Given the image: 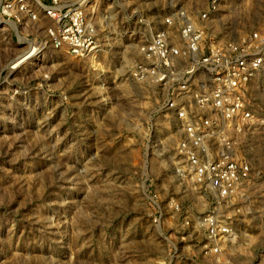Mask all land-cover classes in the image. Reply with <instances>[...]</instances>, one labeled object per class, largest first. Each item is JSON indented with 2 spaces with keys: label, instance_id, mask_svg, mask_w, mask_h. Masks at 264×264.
Instances as JSON below:
<instances>
[{
  "label": "rangeland",
  "instance_id": "rangeland-1",
  "mask_svg": "<svg viewBox=\"0 0 264 264\" xmlns=\"http://www.w3.org/2000/svg\"><path fill=\"white\" fill-rule=\"evenodd\" d=\"M206 7L93 0L88 15L101 48L87 58L53 49L29 58L52 22L41 11L37 28L0 17V264H264L263 137L239 138L254 176L229 201L226 259L204 258L203 232L182 228L170 205L174 199L195 220L209 200L178 177L172 121L154 112L151 89L129 78L133 46L144 40L138 16L155 21ZM217 19L220 38L264 32V0H221ZM248 100L264 118V67ZM149 190L161 195L160 226Z\"/></svg>",
  "mask_w": 264,
  "mask_h": 264
},
{
  "label": "built area",
  "instance_id": "built-area-1",
  "mask_svg": "<svg viewBox=\"0 0 264 264\" xmlns=\"http://www.w3.org/2000/svg\"><path fill=\"white\" fill-rule=\"evenodd\" d=\"M92 1L64 6L52 0L49 6L37 2L36 8L30 0H2L0 17L19 27L37 28L41 11L52 25L40 33V48L30 52L38 56L53 49L87 58L101 48L89 21ZM220 6L221 0H207V7L196 14L184 8L155 21L138 16L134 29L144 40L133 46L129 78L151 89L154 112L172 121L178 177L189 178L209 200L205 213L191 220L183 217L182 207L172 199L174 221L181 218L182 228L203 232L199 250L204 258L226 259L233 236L229 201L238 199L243 185L254 176L250 158L237 150L239 138L258 134L264 139V118L257 116L248 100L264 67V32L220 38L213 29ZM147 196L154 204L153 220L160 226L161 195L149 190Z\"/></svg>",
  "mask_w": 264,
  "mask_h": 264
},
{
  "label": "bare ground",
  "instance_id": "bare-ground-1",
  "mask_svg": "<svg viewBox=\"0 0 264 264\" xmlns=\"http://www.w3.org/2000/svg\"><path fill=\"white\" fill-rule=\"evenodd\" d=\"M12 26H13V25H12ZM34 52L36 53V52H37V50H36V49H34ZM29 55H30V57H29V58H31L32 56H34V55H33V52H29V53H28V56H29ZM42 55H43V54H42Z\"/></svg>",
  "mask_w": 264,
  "mask_h": 264
}]
</instances>
